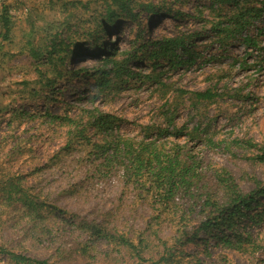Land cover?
Wrapping results in <instances>:
<instances>
[{"label":"rangeland","instance_id":"374dc122","mask_svg":"<svg viewBox=\"0 0 264 264\" xmlns=\"http://www.w3.org/2000/svg\"><path fill=\"white\" fill-rule=\"evenodd\" d=\"M107 1L0 0V5L5 3L9 7L12 20V40H1L0 36V170L32 171L35 174L28 176L29 182L43 189L49 194L47 200L62 205L67 212L90 220L97 216L106 218L120 229L132 226L141 229L151 210L146 200L135 195L131 185H123L116 178L82 182L84 176L76 163L67 164V159H63L54 164L58 160L52 156L61 151L64 130L45 120L41 113L49 110L78 114L81 108L97 107L119 116L115 128L120 133L139 136L140 124L162 120V111L168 108V103L176 95L171 88H209L216 95L206 104L203 113L194 110L190 99L178 98V124L186 123L188 128H192L197 122L203 126L210 122L208 132L214 138L239 137L264 142V0H253L252 4L263 7V11L248 31L257 38L258 47H246L241 36L231 38L222 45L210 31V22H205L206 19H212V7L218 6L216 3L212 5L211 0L134 2L135 5L139 4L133 10L137 18L131 20L122 14L114 21L109 35L105 36L101 28L108 22L103 25L98 22ZM150 2L156 4L163 13L145 11L141 4ZM162 6L166 9L159 8ZM231 6L225 4L222 8L230 9ZM178 15L184 17L177 18ZM181 32H195L191 61L187 59L171 68L164 58L155 60L160 62L156 69L163 70L161 79L168 85L169 92L165 96H162L165 85L159 86L154 81L130 75H123L117 84L97 92L94 76L86 73L93 70L94 66L101 65L95 57L88 55L99 46V42H103L104 51H114L112 47L115 43L122 50H130L132 46H139L143 38L157 39ZM65 38L80 42L82 47L69 56V62H65L63 70L70 71L58 77L52 89L41 88L38 80L44 75H53L50 64L44 63L47 50L53 41ZM32 46L43 50V55L37 61L31 56ZM144 50H140L138 57L130 60L132 69L144 72L151 70L155 61L148 59L150 51ZM179 53L180 57L187 58L180 50ZM74 70L79 73L72 72ZM123 78L128 79L122 81ZM17 108L31 109L38 115L35 118L15 119L11 116ZM179 141L185 142V139ZM185 144L201 160L203 167L225 166L231 170L245 191L255 187V179L264 182V161L251 159L252 154H256L254 148L248 151L234 146L236 155L233 156L232 153L210 147L205 141L194 140L193 143L188 141ZM76 150L72 151L71 156L83 153L84 149ZM42 163L47 165L44 169H38ZM260 202L250 210L252 214L261 212L260 221H257V217L244 216L235 226L242 234L241 243L235 239V245L230 246L211 236L207 241L196 240L184 245L182 252L179 247L172 264H264V196L260 197ZM25 220L22 212L0 205V240H9V246L17 244L19 250L37 255L46 250L45 247L36 249L29 241L25 243V240L19 244L25 233ZM68 232L70 241L77 240L82 233L74 230ZM135 234L130 232L131 236ZM177 234L172 231V226L166 224L158 236H152L150 244L154 248L153 259L160 257L156 251L162 249L161 240L167 239L170 244L175 241ZM105 240L102 239L100 246L109 251V243ZM98 252L97 258H92V263L87 261V257L84 258L85 262L99 264L97 260L103 252ZM39 256L47 255L41 253ZM145 257H149V254ZM72 258L71 263L66 264H84L82 259H76V254ZM129 261L123 257L112 264H129Z\"/></svg>","mask_w":264,"mask_h":264},{"label":"trees","instance_id":"16d2710c","mask_svg":"<svg viewBox=\"0 0 264 264\" xmlns=\"http://www.w3.org/2000/svg\"><path fill=\"white\" fill-rule=\"evenodd\" d=\"M139 1L108 0L98 22L100 25L108 22V25L101 28L104 30L103 35H109L114 21L122 14L131 20L136 19L137 14L133 10L139 5H135ZM211 1L212 5L216 3L218 6L212 7V19H206L205 22H210V31L222 45L231 38L241 36L246 47H258L257 38L248 31L263 11V7L252 4L253 0ZM225 4L232 6L225 11L222 8ZM141 5H144L147 12L163 13L153 2ZM159 8L166 9L164 6ZM182 17L184 16L178 15L177 18ZM11 32V14L9 7L3 3L0 5L1 40H12ZM243 32L246 33L242 34ZM89 35L92 36L93 33ZM194 35L195 32H181L163 35L157 39L143 38L139 46H132L130 50H122L115 43L112 47L114 51H104L103 42H99V46L88 55L95 57L101 65L94 66L93 70L86 73L94 76L97 92L117 84L123 75H130L154 81L159 86L165 85L166 89L162 94L165 96L169 92L168 85L161 79L163 70L156 69L160 62L155 60L164 58L171 68L177 67L187 59L191 61ZM70 39L53 41L51 48L47 50L44 63L50 64L53 75L42 76L41 71L42 78L38 80L41 88L52 89L58 77L70 71H64L63 66L66 61H70L69 56L82 47L80 42H72ZM144 48L150 51L147 58L155 61L148 72L134 70L129 65L132 58L138 57L140 50L145 51ZM179 50L187 55L186 59L180 57ZM30 53L37 61L43 55V50L32 46ZM72 72L79 73L76 70ZM127 79L123 78L122 81ZM171 91L176 92V95L171 102H167L168 108L162 111V120L140 124L139 136L120 133L115 128L119 116L97 107L81 108L78 114L49 110L41 113L45 120L64 130L61 151L52 156L58 160L54 161V164L63 159H67V164L76 163L84 176L82 182L116 178L122 181L123 185H131L135 195L146 200L151 214L145 218L144 227L141 229H135L134 226L120 229L106 218L97 216L90 220L85 216H77L74 212H67L62 205H55L47 200L49 194L29 182L28 176L35 174L32 171L22 172L9 168L6 172L0 170V205L20 211L26 217L23 225L25 233L22 234L19 244L25 240V243L29 241L36 249H40L39 246L46 249L37 255H31L19 250L17 244L9 246V240L3 239L0 240V264H66L71 263L74 254L76 259H82L84 264H87L84 258L87 257V261L92 263V258H97L99 250L103 252H100L101 257L97 260L99 264H112L123 257L130 260L129 264H172L173 256L179 247L181 249L196 240L207 241L211 236L230 246L235 245V239L241 243L242 234L235 226L244 216L257 217V221H260L261 212L252 214L250 210L254 204H261L264 182L255 179V187L245 191L231 170L225 166L203 167L201 160L189 151L185 143H193L194 140L205 141L210 147L232 153L233 156L236 155L234 146L248 151L254 148L256 154H252L251 159L264 161V142L251 138L243 140L239 137L214 138L208 132L210 122L204 126L197 122L192 128H188L186 123L178 124V98L190 99L194 110L203 113L206 104L213 100L216 93L209 88H171ZM186 94L188 96L184 98ZM37 115L34 110L17 108L13 110L11 117L22 120L35 118ZM181 138H184L185 142L179 141ZM77 148L84 149L83 153L71 156L72 151ZM13 149L16 153L15 145ZM46 165L42 163L38 169H44ZM166 224L172 226V231L178 234L170 244L167 239L161 240L162 249L156 251L160 257L153 259L154 248L150 244L153 241L152 236H158V232H162ZM73 230L82 233L77 240L70 241L68 231ZM202 231L206 233L202 235ZM130 232L136 234L131 236ZM102 239L109 243V251L101 248ZM180 251L182 252V249ZM41 253L47 256L40 257ZM147 254L149 257H145ZM145 260L149 262H144ZM177 261L179 263V260Z\"/></svg>","mask_w":264,"mask_h":264}]
</instances>
